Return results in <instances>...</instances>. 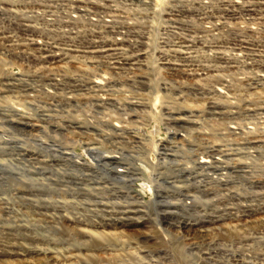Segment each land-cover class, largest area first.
<instances>
[{"label": "rangeland", "instance_id": "1", "mask_svg": "<svg viewBox=\"0 0 264 264\" xmlns=\"http://www.w3.org/2000/svg\"><path fill=\"white\" fill-rule=\"evenodd\" d=\"M253 1L0 0V264H264V7H242ZM116 46L124 68L106 51ZM77 130L105 163L118 156L135 171L146 215L103 225L98 209L124 203L113 193L128 188L111 183ZM172 136L179 148L159 154ZM241 162L246 172L222 168ZM181 166L193 173L178 179L205 180L186 214L200 232L160 213L173 198L158 193Z\"/></svg>", "mask_w": 264, "mask_h": 264}, {"label": "bare ground", "instance_id": "2", "mask_svg": "<svg viewBox=\"0 0 264 264\" xmlns=\"http://www.w3.org/2000/svg\"><path fill=\"white\" fill-rule=\"evenodd\" d=\"M245 5V4H244ZM264 1L263 0H256V1H253L252 2V4H251V2H250V5H247L246 4V6H242V7H244V8H246L247 10H255L256 9V11H257V9L258 10H261V8H263L264 6ZM255 9H254V8ZM264 9V8H263ZM262 9V10H263ZM79 10H81V11H86L87 9H86V7L85 6H79ZM226 10V9H225ZM230 10V9H229ZM180 11V10H179ZM247 12V11H246ZM260 12V11H259ZM251 13V12H250ZM263 16V15H262ZM176 21H177V19H176ZM24 23V22H23ZM176 23V22H175ZM25 25V24H24ZM26 26V25H25ZM109 26V25H108ZM24 28V27H23ZM92 36V35H91ZM102 36V35H101ZM183 36V35H182ZM100 38V37H99ZM62 39V38H61ZM121 39V38H120ZM102 40V39H101ZM100 41V40H99ZM98 40H94V41H92V42H94L95 44H96V46L95 47H100V45H98V43H102V41L101 42H99ZM106 41V40H105ZM91 42V43H92ZM117 42H120L119 40L117 41ZM122 42V41H121ZM34 43V42H33ZM32 43V44H33ZM60 43V42H59ZM108 43V42H107ZM106 43V44H107ZM111 43V42H110ZM54 44V43H53ZM72 44V43H71ZM89 44V43H88ZM45 45V44H44ZM50 45V44H49ZM52 45V44H51ZM93 45V44H92ZM109 45V44H108ZM110 45H112V44H110ZM115 45V44H114ZM181 45V44H180ZM189 45V44H188ZM47 46V45H46ZM58 46V45H57ZM102 46V45H101ZM183 46V45H182ZM50 47H54V45L53 46H50ZM65 47V46H64ZM93 47V46H92ZM185 47H187V46H185ZM190 47V46H189ZM59 48L60 47H58V50H59ZM61 48H63L62 46H61ZM61 48H60V50H61ZM67 48H68V46H67ZM66 47L64 48L65 50H69V49H67ZM85 48V47H84ZM89 48V47H88ZM56 49H57V47H56ZM119 49L120 48H118L117 46L116 47H108V49H106V51H114V55H115V62L119 65V67L117 66L116 68H124L125 66V61H126V59L128 60L129 58H126V57H121V52L119 51ZM185 49V48H184ZM43 50L44 51H49V49L48 48H43ZM53 50V49H52ZM181 50V49H180ZM56 51V50H55ZM63 51V50H62ZM74 51V50H73ZM124 51H126V50H124ZM183 51V50H182ZM185 51V50H184ZM183 51V52H184ZM191 51V50H190ZM96 52H105V49H104V47L101 49H96ZM181 52V51H180ZM93 53V52H92ZM124 53V52H123ZM122 53V54H123ZM126 53V52H125ZM64 54H67V53H65L64 51L63 52H57V54H50V53H48L45 57L47 58H49V57H57V56H62V55H64ZM107 54H109V53H107ZM112 54V53H111ZM120 54V55H119ZM128 54V53H127ZM126 54V55H127ZM138 54V53H137ZM136 54V55H137ZM178 54V53H177ZM181 54V53H180ZM185 54V53H184ZM251 54V53H250ZM256 54V53H255ZM102 55H104V54H102ZM125 55V56H126ZM135 55V56H136ZM107 56V55H106ZM105 56V58H107ZM128 56H130L129 54H128ZM133 56V55H132ZM134 56V57H135ZM138 56V55H137ZM136 56V57H137ZM172 56V55H171ZM189 56H191L190 54H189ZM68 57V56H67ZM184 57V56H183ZM253 57V56H252ZM187 58V57H186ZM189 58V57H188ZM44 59V58H43ZM181 59V58H180ZM192 59V58H191ZM46 61V60H45ZM49 61V60H48ZM130 62V61H129ZM115 63V64H116ZM128 63V62H127ZM126 63V64H127ZM169 63V62H168ZM176 64V63H175ZM174 65V64H173ZM121 66V67H120ZM52 78V77H51ZM56 78V77H55ZM51 81H53L54 79H50ZM61 81H62V79H61ZM63 82V81H62ZM75 82V81H74ZM54 83V82H53ZM56 83V82H55ZM54 83V84H55ZM64 83V82H63ZM58 84V83H57ZM66 84V83H65ZM6 85H8V86H13V84L10 82H8ZM80 85L81 84H72V82L71 83H69V86L70 87H73L72 89H79L80 88ZM20 88V87H19ZM27 90V89H26ZM132 103V102H131ZM135 103H136V101H135ZM135 103H133L134 105H135ZM140 104V103H139ZM216 109V108H215ZM210 111V110H209ZM218 111V110H217ZM219 112H221V110H219ZM218 112V113H219ZM223 112V111H222ZM221 112V113H222ZM213 113V112H212ZM217 113V112H216ZM215 113V114H216ZM224 113V112H223ZM263 114V113H262ZM25 116H20L19 117V119L21 118H24ZM168 120H170V117L168 118ZM16 122V121H15ZM26 126H35V125H31L30 124V122H25L24 123ZM124 126V125H123ZM85 127H87V126H85ZM89 128V127H88ZM123 128H125V127H123ZM132 130V129H131ZM130 130V131H131ZM171 130V129H170ZM123 131V130H122ZM133 131H135V130H133ZM179 131V130H178ZM23 132H25V131H23ZM73 132H76V133H78V135H79V137L80 138H83V137H85L86 139H88V142H86V144H88V145H91V147H89V150H92V151H95V152H98V154H99V159H98V164H99V166H98V168L99 169H101L102 170V172L104 173V175H108L109 173H106L105 171L106 170H108V168L107 167H109V170H111V172H110V177L112 178V181L113 182H111V183H115V182H121V183H123V185L126 187V188H128V190L127 191H123L121 188H119V189H117L116 188V186H115V192L113 193V198H123L124 199V203H118L117 201H113V203L112 204H114V205H112V206H106L107 208H105V209H98L99 210V212H100V216H104L105 218H106V220H109V222H107V223H103V225H114V224H116L119 220H121V219H125V220H129L130 219V214L131 213H133L132 215H131V217L133 216V215H139L140 213L142 214L143 213V215H146L145 213H147L145 210H143V208H145L144 206L146 205V204H144V202L142 201V200H140V197H138V195L137 194H134L133 192H134V190H135V188H134V184H135V181L136 180H138V178L135 176L136 175V173H130L129 172V167L128 166H124L123 165V163L122 162H120V160H118V156H111L112 158H114L113 160H111V163L110 164H107V163H105V156L103 155V153H102V150H101V146H92L94 143H95V141L94 140H92V138L91 137H89L88 136V132H86V131H73ZM132 132V131H131ZM116 133V132H115ZM122 133V132H121ZM124 133V132H123ZM141 133V132H140ZM177 133V132H176ZM90 134V133H89ZM116 134H118V133H116ZM132 134V133H131ZM134 134V133H133ZM172 134V133H171ZM181 134V133H180ZM126 135H127V133H126ZM137 135V134H136ZM135 135V136H136ZM139 135V134H138ZM132 136V135H131ZM143 136V135H142ZM171 136V135H170ZM134 138V137H133ZM144 139L145 138H143L142 140L144 141ZM141 140V141H142ZM146 140V139H145ZM113 142H114V140H113ZM140 142V141H139ZM255 143L257 144V140L256 141H250L249 142V144H253V145H255ZM140 144H141V142H140ZM161 144V146H160V151H159V154H161V155H163V154H165V155H169V154H171L170 152H168V151H175V149H177V148H179V145H178V140H177V137H175V136H172L171 137V139L170 140H167V141H165V142H161L160 143ZM263 144H264V139H262L261 138V140H260V145H258V148L259 147H263ZM111 145V144H110ZM135 145V144H134ZM118 146H120V145H118ZM136 146H140V145H137L136 144ZM257 146V145H256ZM114 147V146H113ZM122 147V146H121ZM102 148H104V147H102ZM120 148V147H119ZM136 148V147H135ZM134 148V149H135ZM257 148V147H256ZM255 148V149H256ZM258 148H257V150H258ZM121 149V148H120ZM133 149V148H132ZM233 149H235V147L233 148ZM239 149V148H238ZM119 150V149H118ZM123 150V149H122ZM127 150V149H126ZM138 150V149H137ZM124 151V150H123ZM131 151H134V150H131ZM139 151L141 152L142 150H140L139 149ZM215 151H217V149H213V151H211V150H206L205 152H207V153H214ZM234 151V150H233ZM264 151V150H263ZM109 152V151H108ZM112 152V151H111ZM115 152V151H114ZM129 152V151H128ZM138 152V151H137ZM136 152V153H137ZM140 152H138V153H140ZM237 152H239V151H237ZM116 153H117V151H116ZM73 154V153H72ZM113 154V153H112ZM126 154V153H125ZM109 155V154H108ZM107 155V156H108ZM111 155V154H110ZM109 155V156H110ZM124 155V154H123ZM127 155V154H126ZM130 156H133V155H131V154H129ZM129 155H128V158H129ZM208 155H212V154H208ZM214 155V154H213ZM218 155H220V154H218ZM224 155V154H223ZM226 155V154H225ZM227 155H232V153L230 154H228L227 153ZM98 156V155H97ZM125 156V155H124ZM119 157H121V155L119 156ZM125 157H127V156H125ZM168 156H166V158H167ZM214 157V156H213ZM107 158V157H106ZM133 158H135L134 156H133ZM203 158V157H202ZM216 158V157H215ZM229 158H231V156L229 157ZM121 159V158H120ZM124 159V158H123ZM217 159V158H216ZM219 159V158H218ZM38 161H39V159H37ZM162 160V159H161ZM168 161L167 162H169V163H171L172 161H171V159H167ZM222 161H223V159H221ZM220 160V161H221ZM232 160H235V159H232ZM123 162L124 161H128L127 159L125 160H122ZM164 161V160H163ZM216 160H214V162H215ZM128 162H131V161H128ZM165 162V161H164ZM163 162V163H164ZM202 162H204V161H202ZM209 162V161H208ZM135 163V162H134ZM241 163H243V162H241ZM129 164V163H128ZM214 164V163H213ZM244 164L245 163H243V164H240V163H238V164H233V166H224V167H222L223 169H230V168H233V169H235V171L234 172H241V171H243V172H246V170L244 171L243 169V167H245L244 166ZM107 165V167L105 168V166ZM131 165V164H130ZM175 166V165H174ZM218 166V165H217ZM221 166H223V165H221ZM196 167V166H195ZM240 167H242L243 169H240L239 170V168ZM131 168H132V165H131ZM216 168V167H215ZM133 169H134V167H133ZM176 169V168H175ZM192 169V168H191ZM176 170H178L180 173H181V175L180 174H178L176 171V174L177 175H173L172 177H170V179H172L171 181H168V183H170V184H168L167 186H168V189L166 188L165 190H164V192L166 193V194H160V193H158L159 194V196H161V197H163V198H173V201L172 200H170V201H163V203H164V206H165V208H163V210L160 212V213H162L163 215H167V216H175L177 219L174 221V222H169V225L171 226V225H173L174 224V226H176L178 229H179V231L180 230H182L183 232L185 231L186 233L188 232H192V231H197V232H200V231H203V230H199V229H191V227H189L188 225L190 224L189 222H187L186 221V217H188V216H190V217H192V216H194L193 214H189V212H191V211H196V209H197V207H198V202L196 201V197H197V195H196V192H197V189H198V187H199V185H202V182H204L205 180L204 179H199V180H197V181H195V182H193L194 180H192L190 177L189 178H185L184 180L181 178L182 176L184 177V175H187V174H191V173H193V170H188V168L185 166V167H183V166H181V167H179L178 169H176ZM139 171V170H138ZM103 173H102V175H103ZM115 173V174H114ZM163 173V172H162ZM168 173V172H167ZM166 173V174H167ZM230 174H233V172H232V170H231V172H229ZM255 173V172H254ZM254 173H251V174H254ZM246 174V173H245ZM86 175V174H85ZM88 175V174H87ZM165 175V174H164ZM164 175H162V176H164ZM170 175V174H169ZM240 175V174H239ZM238 174H237V176H239ZM247 175V174H246ZM245 175V176H246ZM254 175H256V174H254ZM138 176V175H137ZM159 176H160V174H159ZM159 176H158V178H159ZM178 176H181L179 179L177 178ZM241 176V175H240ZM248 176H250V175H248ZM258 176V175H257ZM231 178V176H228V179L227 180H222L220 183L221 184H224L225 186H231L232 184H233V179H230ZM244 177V176H243ZM262 177V176H261ZM102 178H104V176H102V177H100V179H102ZM109 178V177H108ZM110 178V179H111ZM162 178V177H161ZM164 178V177H163ZM241 179H242V177H240ZM141 179V178H140ZM247 179V178H246ZM185 180H189V181H191L192 180V182H193V184L192 183H184L185 182ZM252 180V179H251ZM261 180V179H260ZM156 181V180H155ZM155 181H154V184H155ZM160 181V180H159ZM256 181V180H255ZM108 182V181H107ZM137 182V181H136ZM157 182V181H156ZM163 182H165V180L163 181ZM196 182H198V184L196 183ZM251 182V181H250ZM101 183H103V182H101ZM184 183V184H183ZM110 184V183H109ZM159 184V183H158ZM252 184V183H251ZM257 184V183H256ZM118 185V184H117ZM157 185V184H156ZM164 185V184H163ZM208 185H210L209 187H208ZM211 185L212 184H210V182H207V184H206V186H207V188H209L210 190L208 191V193L211 191V192H213V188L211 187ZM120 186V185H119ZM158 186V185H157ZM194 186H195V190H194ZM256 186V185H255ZM259 187H261V193H260V195H261V198H264V180L262 181V182H260V184L258 185ZM118 187V186H117ZM160 188H159V190L161 189V186H159ZM113 188V187H112ZM122 188H124V187H122ZM111 189V188H110ZM109 189V190H110ZM229 189V188H228ZM159 190H158V192H159ZM204 189H201V188H199V193L200 192H202ZM260 191V190H259ZM112 192V191H111ZM194 192V193H193ZM99 193V198L102 196V192H101V189H100V192H98ZM97 193V194H98ZM110 193V192H109ZM131 193H133V194H131ZM81 194V193H80ZM86 194H88V193H86ZM106 194V193H105ZM259 194V193H258ZM84 195V194H83ZM108 197V196H107ZM98 198V197H97ZM189 198H191L192 199V201L191 202H189V204H188V202L186 203V199H189ZM102 199V198H101ZM105 199V198H104ZM122 199V200H123ZM252 199H253V197H252ZM121 200V201H122ZM256 200H258V199H256ZM261 200V199H260ZM160 201H162V200H160ZM253 201V200H252ZM264 201V200H263ZM100 202V201H99ZM159 202V201H158ZM261 202V201H260ZM99 204V203H98ZM101 204V203H100ZM263 204V203H262ZM107 205V204H106ZM163 205V204H162ZM259 205H260V203H259ZM258 205V206H259ZM200 206V205H199ZM255 206V205H254ZM246 207V206H245ZM247 208H249V207H247ZM227 209H229V207L227 208ZM226 209V210H227ZM261 209H263V213H264V205L261 207ZM243 210V209H242ZM250 210V209H249ZM255 210V209H254ZM245 211H248V209L247 210H245ZM245 211H243V212H245ZM256 211H258V210H256ZM257 213V212H256ZM42 214V213H41ZM140 214V215H141ZM188 216H187V215ZM248 214V213H247ZM250 214V213H249ZM225 215V216H224ZM231 215H235V213H233L231 210L230 211H228L227 213L225 212V213H223V216L224 217H222V218H220V219H213V217L215 218V216H213L212 214L211 215H208L207 217H210V220L209 221H211V222H213V223H218L219 222V220H222V219H225V218H227V216L228 217H230ZM120 216V217H119ZM222 215H216V217L217 218H219V217H221ZM190 217H188V218H190ZM133 218V217H132ZM138 218H141L140 216L139 217H137L135 220H137ZM134 219V218H133ZM190 220V219H189ZM188 220V221H189ZM263 220V219H262ZM195 222V221H194ZM109 223H111V224H109ZM200 222H198L197 224H199ZM201 226V225H200ZM172 228V227H171ZM218 229H219V227H218ZM182 232V233H183ZM207 233V232H206ZM202 235V234H201ZM200 235V236H201ZM216 235V234H215ZM192 236V235H191ZM195 236V235H194ZM213 237H214V235H213ZM255 238V237H254ZM188 239H189V237H188ZM204 239V238H203ZM187 240V239H186ZM205 240V239H204ZM195 241V240H194ZM212 241V240H211ZM254 241V240H253ZM208 242V241H207ZM199 243V242H198ZM211 243H214V242H211ZM190 244H192V243H190ZM218 244V243H217ZM198 245V244H197ZM205 245V244H204ZM214 245V244H213ZM208 247V246H207ZM215 247V246H214ZM136 248H138V247H136ZM191 248V247H190ZM249 248V247H248ZM13 249V248H12ZM11 249V250H12ZM140 249V248H139ZM138 249V250H139ZM200 249V248H199ZM198 249V250H199ZM219 249V248H218ZM215 250V249H214ZM258 250V249H257ZM219 251V250H218ZM196 252V251H195ZM215 252H217V251H215ZM243 252V251H242ZM250 252V251H249ZM3 253H8L9 254V251L8 250H6V249H3V250H1L0 251V255L1 254H3ZM149 253V252H148ZM251 253V252H250ZM252 254V253H251ZM151 255V254H150ZM166 255H167V253H166ZM220 255H221V253H220ZM146 256V255H145ZM163 256V255H162ZM217 256V255H216ZM233 256V255H232ZM253 256V255H252ZM226 257V256H225ZM197 258V257H196ZM224 258V257H223ZM239 258V257H238ZM237 258V259H238ZM260 258V257H259ZM149 259V258H148ZM230 259V258H229ZM257 259V258H256ZM263 260H264V258H262ZM157 260H158V257H157ZM160 260V259H159ZM232 260V259H231ZM238 260H241L240 262H239V264H257L254 260V258H249V260H248V258L246 257V255H244V256H242V258L241 259H238ZM247 260V261H246ZM152 260H151V258H150V262H151ZM70 264V263H69ZM119 264V263H118ZM129 264V263H128ZM132 264V263H131ZM143 264V263H142ZM150 264V263H149ZM156 264V263H155ZM236 264V263H235ZM260 264H262V262L260 263Z\"/></svg>", "mask_w": 264, "mask_h": 264}]
</instances>
